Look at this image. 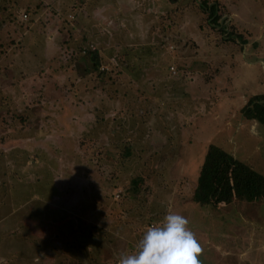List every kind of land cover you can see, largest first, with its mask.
<instances>
[{
	"label": "rangeland",
	"instance_id": "obj_1",
	"mask_svg": "<svg viewBox=\"0 0 264 264\" xmlns=\"http://www.w3.org/2000/svg\"><path fill=\"white\" fill-rule=\"evenodd\" d=\"M209 1L226 30L250 41L256 26L264 42V0H225L232 14ZM0 20V135L19 145L21 176L0 192V264H117L167 213L186 217L200 246L204 234L239 244L217 237L218 210L191 196L208 143L264 175V125L241 126L218 98L263 92V76L241 61L233 76L218 74L244 48L235 41L208 63L204 42L222 46L226 35L199 0H0ZM88 50L98 70H87ZM256 203L245 219L223 217L239 221L231 236H243V260L264 264V199Z\"/></svg>",
	"mask_w": 264,
	"mask_h": 264
},
{
	"label": "crops",
	"instance_id": "obj_2",
	"mask_svg": "<svg viewBox=\"0 0 264 264\" xmlns=\"http://www.w3.org/2000/svg\"><path fill=\"white\" fill-rule=\"evenodd\" d=\"M220 1L223 4L222 6H224L225 9L227 8L226 11H230L231 14L233 12H236L235 10L234 11L231 10V8H235L236 5H234L233 3L229 4L225 0H220ZM222 9H223V7H222ZM237 12H239L238 9H237ZM244 16H246V14L243 13L242 16L240 17L241 24H243V22L245 20ZM230 18H231V15H230ZM249 29H250V32L252 31L251 34L253 35L252 36L253 40L246 41L245 43H243L244 48L242 50H239L240 48H238V50H236L235 53L232 54V56L230 57L231 59L229 61H227V60L223 61L225 58L224 57L221 58V60L223 61V64L221 66H217L218 67L217 72H218V74L219 73H226V75H228V76H233L234 75V68H236L238 66L239 62L241 61V65H242L243 69L246 71V73H248V72L250 74L252 72L254 74L256 73V76L258 79H259V76L257 75L256 68L260 69L259 73H260V75L263 76V79L262 80H261V78L259 79V84L264 86V42L262 41L263 37L260 35L259 30L256 28V26H254V29L253 28H249ZM204 40H206V38ZM206 41L207 42H204L205 47L203 46L204 53H210V56H208V59H209L208 63L212 66L213 65V59H218V58L220 59V57H219L220 51H218V48L220 47V49L221 48L224 49L225 47H227V43H226L227 41L226 40L223 41V43H221L222 46H216L213 42H210L209 40H206ZM236 42H238V41H236ZM238 44H240L242 46V43L239 42ZM245 45H249V47H246ZM214 76H215V74H214ZM247 90L245 89L244 91L243 90L239 91V94H238L239 100L238 101L235 100L236 98H233L235 94L231 95L233 92L232 93H231V91L226 92L224 94V96H222L223 91H221L220 92L221 94H219L220 96L218 97L221 101L220 102L217 101V102L220 103L219 106L221 107L222 102L225 101L224 107H227L229 109V112H232V113L234 112L235 113L234 116L238 117L239 120L241 119L240 120L241 126L244 122H246V123L252 122V124L256 123L257 125H260L255 120L245 119L242 116V114L240 113V109L246 103L247 98L249 96L254 95V94L264 93V91L257 93L254 91L249 92ZM222 97H224V98H222ZM190 120L193 121L192 119H190ZM225 122L226 121L223 122V125L225 124ZM209 144L210 143H208V145ZM16 146L18 147L19 145H17V143L13 144V139L10 135L9 136L0 135V159H2L1 164H4V166H2L0 168V189H1L0 192L1 193L5 191V189L3 187L7 188L8 184L11 185L9 179L15 178L18 180L21 177L19 174L18 168L16 166L18 164V161L17 160L15 161V158H16V156H18V152H19V151L17 152L18 149L15 148ZM7 155L12 158L13 163L12 162L11 163L16 166L15 169L12 168L11 165L9 168H8V166L6 167ZM199 168H200V166H199ZM19 182H21V181L20 180L16 181L15 184H19ZM195 182H196V180H195ZM261 200L262 199L256 200V201L259 203ZM256 201H251L248 203L254 204V202H256ZM248 203H247V201H246V203H244V200L233 199L228 204H220L219 206H216V207L209 206V205L204 206V207H207V209L210 212L218 210V217H219L218 222L215 221L216 224L215 223L213 224L214 229H216L217 237H218V232L220 231L219 237L231 238L234 241H235V239H237L235 242L239 243V244H234V242H233V244H227V242H226V246H225L224 245L225 242H223V240H221L220 238L218 239V241L212 242L210 235L207 236L206 234H204V236H201V238L204 237L203 240L201 241V244H202L201 249L204 251L203 252L204 256L206 258H208L206 260L209 261L210 264H211L212 260H214L215 264H259V263H253V262L250 263L247 260H243L244 258L247 257V255L249 253L248 246L246 247L247 249H245L243 247L244 245L240 244L239 240H241V238L243 236H239V237H235V238H232V236H231V234H233V232H234L233 228H231V227H235V225H237L239 223V221H237V219L234 217H230V219H229L230 222L227 223V221H224V217H223V215H225L226 213H230V212L232 213L235 210L236 211L238 210L241 213L240 216L244 217V215L242 214L243 210L249 209L251 206ZM258 203H256L257 204L256 206L259 205ZM195 204L199 205L197 203H195ZM243 204L246 205L245 209L243 208ZM222 209H224V211H221ZM251 210L252 209L250 208V211ZM246 214H245L244 219L247 216ZM238 227H239V230H238L239 234H241L243 232L241 229L244 227L243 223L238 225ZM212 231H214V230L212 229ZM209 232L211 233V229L209 230ZM195 233H198V231L196 230ZM195 235L197 236L198 234H195ZM196 239H197V237H196ZM197 240H200V239H197ZM246 240L250 241L249 239H245V241ZM250 242L253 244L252 239ZM220 243H222V245ZM258 243L259 242L257 241L253 245L256 246V245H258ZM218 245H220V246H218ZM230 246H232L231 250L229 249ZM261 246L259 245L256 248L261 247V249L264 250V244H261ZM223 252L224 253L228 252L229 254L226 255V254H223ZM231 252L232 253L234 252L233 254H235L237 256H234V255L231 256V254H230Z\"/></svg>",
	"mask_w": 264,
	"mask_h": 264
},
{
	"label": "trees",
	"instance_id": "obj_3",
	"mask_svg": "<svg viewBox=\"0 0 264 264\" xmlns=\"http://www.w3.org/2000/svg\"><path fill=\"white\" fill-rule=\"evenodd\" d=\"M199 7L203 13L207 14L211 26L219 28L220 33L226 35L224 40L246 42L240 34L226 30L224 23L219 21L223 15L217 1L199 0ZM85 54L83 57L89 63L87 70H98L100 65L98 51L88 50ZM240 113L245 119L255 120L264 125V93L249 96L240 109ZM16 160L18 161V156ZM132 182L136 191L140 190L144 184L141 177L133 179ZM263 198L264 175L222 147L210 143L200 165L191 200L200 206L216 207L220 204H228L233 199L251 202Z\"/></svg>",
	"mask_w": 264,
	"mask_h": 264
},
{
	"label": "clouds",
	"instance_id": "obj_4",
	"mask_svg": "<svg viewBox=\"0 0 264 264\" xmlns=\"http://www.w3.org/2000/svg\"><path fill=\"white\" fill-rule=\"evenodd\" d=\"M201 246L186 217L167 213L145 227L134 249L120 253L117 264H201Z\"/></svg>",
	"mask_w": 264,
	"mask_h": 264
},
{
	"label": "built area",
	"instance_id": "obj_5",
	"mask_svg": "<svg viewBox=\"0 0 264 264\" xmlns=\"http://www.w3.org/2000/svg\"><path fill=\"white\" fill-rule=\"evenodd\" d=\"M23 16L25 17L26 15L24 14Z\"/></svg>",
	"mask_w": 264,
	"mask_h": 264
}]
</instances>
